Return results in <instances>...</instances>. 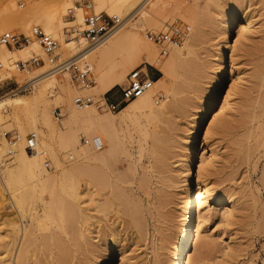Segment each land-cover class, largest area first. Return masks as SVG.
<instances>
[{
    "label": "bare ground",
    "instance_id": "bare-ground-1",
    "mask_svg": "<svg viewBox=\"0 0 264 264\" xmlns=\"http://www.w3.org/2000/svg\"><path fill=\"white\" fill-rule=\"evenodd\" d=\"M92 1L96 11H102L126 21L121 29L90 51L85 58L91 63L93 71L97 73L94 86L81 87L82 90L79 92L72 89H64L66 90L64 91L60 88V92L50 99L49 90L55 88L56 76L63 71L52 73L47 72L49 69L43 67L46 69H36L31 73L28 69L20 70L14 66L17 61L29 59L32 52L41 54L42 50L38 41L31 37L32 41L14 50L0 47V63L3 65L0 67L2 69L6 67L9 70L2 74L3 71L0 68V76H5L9 80L14 79L21 88L29 84L32 86L29 99L28 96L18 95L0 100V128L6 130L7 127L4 124L7 118H11L21 135L19 143L16 141L17 143L9 144L8 142L6 148L2 145V149L13 157V162L0 166V168L4 167L0 170V209H3L4 202L8 199L9 211L11 210L9 213H3L2 220L0 219L1 226H5L2 229L3 232H0L2 234H0V264H112L115 253L119 257L118 264H134L130 262L131 258L127 255L128 248L124 246V243L121 244V233L133 232L135 233L133 242H144L148 233L146 214H152L153 210L156 217L154 233L157 232L160 235V248L168 251L166 258L169 264H192L193 259L196 262L193 261L194 264H201L205 258L206 260L210 258L205 255L208 256L207 252L212 250V246L210 247L211 244L207 240L204 241L206 238L200 239V233L201 225L211 215L217 217L227 235V241L221 248L216 249V255L213 253V256L218 258L221 264H227V258L236 251L233 246L235 239L232 226L235 214L239 208H242L243 203H240V198H235L232 192L223 193L218 197L212 187L206 183L203 171L211 170L215 166L216 150L211 151L210 160L205 161L203 155L208 154L209 147L206 145L201 148L202 154L196 174L191 175L189 169L185 168L179 177H175L170 161L171 136L169 133L156 134L155 129H148V125H155V122L164 119L163 117L168 115L166 113L170 112L166 110L171 100L157 101L153 96L154 90L167 89L165 82L177 68L176 61L173 63V60L181 63L192 54L190 49L194 42L193 37L201 34L206 21H210L215 23V31L217 30L216 32L221 35L220 44L223 46L217 49L214 58L219 67L214 78V85L203 90L197 89L200 93H194V98L197 94L198 100L195 98L197 105L203 98L201 96H206L205 102L199 104L203 109L199 115L198 124L214 107L218 92L227 77L232 78V84L218 107L219 116L222 115L223 118L213 119L209 130L205 132L204 139L213 130L222 137L235 133L237 135L240 131V133L246 132L243 135L246 139H250L255 129H258L260 130L259 136L257 135L258 142L261 137H264V119L263 126L255 127V123L264 117V115L259 116L256 111V108L264 105V96L258 95L253 99L245 93L246 91L240 89L238 90L240 102H234L236 88L240 86L243 75L233 68L236 63L232 50L229 55L231 68L228 75L222 67L223 48L228 43L233 29L235 27L237 31L242 29L245 34V30L251 27L250 19L245 18L248 13L247 0H222V4L217 6L215 15L210 16L208 20L205 19L206 21L199 15L191 13L193 15L187 18L191 27L189 40L186 39L187 41L180 47L168 48L165 56H160V53L158 56L157 46L149 41L145 34L143 37L142 33L140 34L136 28L130 26V21L135 14L140 13L145 4L151 0ZM196 2L197 0H193L192 8L196 7ZM153 3L151 9L156 13L160 9L156 6V2V5ZM71 5L72 0H36L26 11L20 12L12 1L8 6L6 5L2 15L0 14V33L19 27L22 32L28 34L31 26L41 27L58 39L63 51L68 55L66 59L73 58L84 48L82 47L84 40L75 42L65 41L63 38V28L66 26L63 16ZM172 6V13L185 14L189 9L177 0ZM160 12L163 11L160 10ZM241 18L244 23L238 22ZM77 22L81 23L80 16L77 17ZM154 27H158L156 23L153 24L152 28ZM125 47L131 50L123 52ZM158 57L166 58L161 60ZM141 63L154 67L162 74V77L153 80L150 89L128 101L118 113L108 115L107 110L100 112L91 106L81 109L75 106L74 99L80 94L89 96L90 94H86L91 92L93 95H99L100 98L104 97L115 85L126 82L129 72ZM180 65L177 64V66ZM142 70L146 71V68ZM56 88L59 89L57 86ZM76 93L78 95H75ZM96 95L94 98H98ZM51 101L61 109L62 120L59 125L54 122L47 110L48 103ZM186 102L189 103L190 99ZM39 105H41L40 108ZM185 105L189 104L185 103ZM63 106H66V109ZM36 122H39L43 131L55 134L60 142L65 140L66 143H74L66 144L65 152L74 154L75 161L63 163L57 157L50 160L55 170L57 169V174L45 171L43 158L38 156L37 149L32 155L28 154L27 142H25L28 139L24 134L23 124L34 125ZM134 133L137 135L136 139L133 136ZM195 134L192 139L195 138ZM244 136L241 139H245ZM80 137L98 140L101 147L96 149L91 145H82L79 143ZM4 140L6 141L5 138ZM234 141L233 139V143L236 144ZM260 143L261 141L259 146ZM248 148L251 149L249 146ZM247 151L246 149L244 151L245 159L249 155ZM49 152L53 154L50 150ZM66 155L67 153H64L63 156ZM143 157L148 159L146 166H143L144 163L141 161ZM185 162L182 161V164ZM176 188H180L181 191V205L177 208L181 220L173 221L168 215L172 212L169 213L165 207L170 197L177 194L173 193V189ZM59 194H64L67 199L62 202L61 198L59 203L56 200L57 204H55L52 199L58 198ZM171 194L172 196H168ZM141 196L146 198L147 205L144 206ZM38 203L40 205H37ZM209 203L213 206L211 207ZM58 204L61 206L57 207ZM48 224H55L54 226L62 235L67 232L66 226L72 228L70 229L71 238L67 236L68 239L64 240L61 234L55 236L56 232L54 235L46 234V238L45 235L44 238H39L36 234L37 230L47 227ZM164 231L169 232L163 233ZM94 238H97L96 241ZM151 243L155 242L151 241ZM119 245L120 248L117 249ZM163 263V259L156 258L152 264Z\"/></svg>",
    "mask_w": 264,
    "mask_h": 264
},
{
    "label": "rangeland",
    "instance_id": "rangeland-1",
    "mask_svg": "<svg viewBox=\"0 0 264 264\" xmlns=\"http://www.w3.org/2000/svg\"><path fill=\"white\" fill-rule=\"evenodd\" d=\"M12 1L14 2L17 10L20 12L26 11L28 7L32 6L36 2V0H0V14L1 15L3 11L5 10V8ZM177 1L188 6L189 9H188V12L185 13L186 15L184 13H179V12L172 13L171 12L172 10L171 8H173L172 5L174 4L175 0H151L147 4H145L143 10H141L140 13L135 14V16L130 21V26L136 28L140 34L142 33L144 37L145 32H148V31L157 32L166 25H169L174 22H181L189 26L190 28L189 36H191V27H190V24L187 22V18H189L188 16H191L193 14L199 15L200 17L203 18L204 21H206L209 19L210 16L215 15L217 6L222 4V0H202V1L197 0L195 4L196 7H193L194 8L193 9L191 7L192 6L191 4H193V0H177ZM155 2L157 3V5L155 4ZM152 3L156 5L157 7H159V9L163 12H160V10L158 9H157L158 12L156 13L153 12V10L151 9ZM246 5L248 7L247 8L248 13L245 15V18L250 19L251 21L250 29L245 30L246 32L244 34L243 33L244 30L241 29L240 31H237L235 27L233 29V33H231L228 39V43L223 48L222 67L225 73H227L228 75V72L231 68L230 62H229V55L232 50V54L235 57V63H236L234 64L233 68H236V70L241 72V74L243 75V80L240 83V86H237L236 88L237 93L234 95V99H235L234 102H237V103L240 102V94H238V90L240 89L246 91L245 93L246 94L248 93L250 97H252L253 99L258 95L262 97L264 96V0H247ZM99 12H102V11H99ZM65 19H66V13L63 16L64 23L67 20ZM207 22L208 21H206V24L204 26V31H202L201 34H198L197 36L193 37L194 42L191 44V49H190L191 50L190 52L192 54L190 53L191 55L188 56L189 58L187 57L186 60L181 63H179V61L177 60H173V63L176 61L175 67L177 68L179 67V69L177 68L175 70L173 69L174 70L172 71L173 73L171 74L170 77L167 78L165 82L166 84L165 87L169 91H166L167 89L161 90L159 88L154 90L153 96H154V99H156L157 101L160 102L162 100L163 101L171 100L168 102V106L170 107L167 106V110H166V112L167 111H170V112L166 113V115L167 114L168 115L167 116L165 115L166 117H163L164 119L162 120L160 119L159 121H157V123L155 122V125L149 124L148 129L149 130L155 129L156 134L159 133L161 135L162 133L164 134L169 133V136H171L170 137L171 142L169 143L170 144L169 150L171 153L170 161H171V167L173 168V171H175L173 172V175L175 174V177L176 176L179 177L181 174V171H184L185 168L189 169V172L191 173V175L193 174L194 176L196 174L197 166L199 164L200 156L202 154L201 148H204L206 145H207L206 147H209L208 154L203 155V157L206 159L205 161H209L211 158L209 157L211 151L216 150L217 155L215 156V159L213 158L214 160L217 159L216 160L217 162L214 163L215 166L212 167L211 170H208V171L206 170V172L203 171V173H205L204 175H205L206 183H208V185L212 187L213 192L218 197L222 196L223 193L232 192L234 193L233 194L234 197L240 198L239 202L243 203L242 208H239L238 212L235 214L234 224L232 226V230H233L232 232H233L234 239H235V243L233 244V246L236 249V251L234 254H232L231 256L227 258L226 260L228 261L227 264H264V180H263V171H264V139L263 138L264 137L260 138V141H261L260 146H259L260 141L258 142L259 140L258 134L260 133V130L258 129H255L253 137H251L250 139H246V137L244 136L245 135L244 133L246 132H243V131H242L243 133H240L241 131L238 132L237 135H235L236 134L235 133V134H231L230 136L227 135L225 137H222L221 135L216 133L214 130L212 131L210 135L207 136L206 139H204L205 132L209 130V125L213 123L214 121L213 119H216L219 117L223 118L222 115L219 116L220 113H219L218 107L222 104L223 97L225 96V93L227 89L229 88V86L232 84L231 77L229 78L227 77L225 82H223L218 92L217 100H216L214 107L212 108L210 112L206 114L203 121L198 124L199 115L201 114L202 109H203V108L201 109L199 104L201 102H205L206 96L202 95L201 97L203 98H201L202 100L201 99L199 100L200 103L198 102V105H197V101H195L197 94H195V98H194V93H200V91H198L197 89L203 90V88H207L210 85H214V81H215L214 78L216 76V73L219 71V67H217V64L214 58L216 57L215 54H216L217 49L222 48L223 46V45L221 46L220 44L221 35L216 32L217 30L215 31V27H216L215 23H212V22L210 23L209 21L208 22L209 24H208ZM238 22L244 23V20L241 18L239 19ZM155 23L157 24L158 27L152 28L153 24ZM12 31L18 34H21V35H25V36H29L30 34V31L28 32V34L22 32L19 27H15ZM189 38L190 37H188L187 40H189ZM85 46H86V43L84 42L82 47H85ZM157 47H156V51L159 56V49ZM14 49H9V50H14ZM130 50L131 49L129 47H125L123 49V52H129ZM58 52L61 55V59L68 58V55L65 54L61 45H60ZM32 54L36 56L39 55L38 57L43 58L42 52L41 54H36L32 52ZM165 58L166 57H163V58L158 57V59H161V60H165ZM27 60H24V61H27ZM87 62L89 63L91 67L92 66L91 63L89 61ZM177 64L179 65L181 64V65L177 66ZM1 66L3 67V65ZM43 67H46L47 69H49V65L46 64V62H44V64L40 66L29 67L28 70H30V72L31 71L34 72L36 69H40V68L46 69ZM137 68H146V71L148 73H153V72L156 73L157 74L156 79L162 77V74L157 69H155L154 67L148 64L141 63ZM6 70L7 68L4 67L1 70L3 71L2 74L9 72V70L7 71ZM93 70L94 69L91 67V74L93 75L94 79L97 81V73H95L96 71L94 72ZM56 80L57 81L55 85L57 84L56 86L59 89H57L55 86V88H52L49 90L48 96H50V99H52L58 92H60L61 89L63 90L72 89L77 92L82 90L80 89L81 87H79L78 85H76L75 83L71 81L70 75L66 71H63L62 73L57 74ZM125 83L126 82L115 85L111 89V91L119 92L120 88L123 87ZM21 84H24V83H21ZM94 85L95 83L92 86ZM31 92H32V86H25L21 88L16 82H14V79L9 80L5 76L0 78V100L4 98H11V97L18 96V95L28 96V99H29ZM75 95H78V94L76 93ZM83 95L85 96V94ZM86 95L95 97L96 94L93 95L90 92V93H87ZM96 96L99 97V95H96ZM104 96L106 97V94ZM185 99L187 101H189L190 99V102L189 103L186 102ZM185 103L189 105H185ZM48 104L49 105L47 106V110H49V113L51 114L54 122L57 125H59L62 120V115L60 118H57L56 113L58 112V109L60 108L52 101ZM263 106L258 109L256 108V111L259 116L264 115ZM40 107L41 105H39V108ZM63 108L66 109V106H63ZM121 108L118 109L117 111H107V114L108 115L116 114L121 110ZM100 112H103V111H100ZM261 118L259 119L260 121L255 123V127L258 125L263 126L262 121L264 117H261ZM4 125L7 127L6 130H3L2 128H0V134H1L0 136V166H2L5 163H9L10 161L13 162V157H11V154L6 153L5 150L2 149L3 146L5 148L8 147L7 145L8 142L4 140L2 134L4 132L9 133L10 135L16 134L18 136V140H17L18 143L20 142L19 137L21 136L16 126V123L12 121L11 118H7V121L5 122ZM23 129H24V134L27 139H29V136H32V135L35 136V148L31 152L28 151V154L32 155V153H34V150L37 149L36 153L38 154L40 158H43V162H44L43 168L45 169V171L50 172V173H55V174L58 173L57 169L55 170L54 165L51 164L50 162V160L54 157L59 158L61 162L63 163L65 161H68L70 163L75 161L76 156L74 154H71L70 152H65L66 144L70 145L74 143H66L67 141L65 140H62L60 142L57 139L55 134L43 131V128H41L39 122H36L34 125L24 123ZM194 133H196L195 138L192 139V137L194 136ZM133 136L136 139L135 136L137 135L135 134ZM243 136L245 139H241L243 138ZM233 139L235 140L234 142L236 144L238 142L237 145L233 143ZM21 140H22V137H21ZM255 140H257V142ZM248 146L251 147V149L248 148ZM245 149L246 151L248 150L247 153L249 152L247 159H245L244 157ZM49 150L53 152V154H50ZM64 153H67L65 157L63 156ZM146 160H148L147 157H143L141 159V161L144 163L143 166H146V164L148 163V161ZM182 161H186L185 164L184 163L182 164ZM2 169H4V167L0 168V170ZM173 190H174L173 193L175 194L177 193L178 195L176 194L177 195L176 196L175 194H173L175 196L170 197V200L168 203L169 206L166 205L167 207L165 208L169 213L172 212L173 215L168 214L169 216L172 217V220L178 221V220H181L180 218L181 216L177 209L181 205V202H180V197H181L180 192L181 191H180V188H176ZM64 196H65L64 194H59L57 196L58 198H55L52 200L54 201V203L56 200H58V202L56 201L57 203H59L60 201L62 202L66 201L67 196L66 197ZM168 196H172V194ZM61 198L62 199L65 198V199L62 200ZM59 199L61 200L59 201ZM141 199L143 200L142 202L144 206L148 204L145 197L141 196ZM8 201L9 200L7 199L4 202L5 204L3 205V209H0V219L3 213H6V212L9 213L11 211V210L9 211L10 208L8 207L9 206ZM54 203H52L53 206L57 204V203L55 204ZM150 204H151V198H150ZM209 204L211 205V207L213 206L212 203H209ZM5 205H6V208H4ZM37 205H40V204L38 203ZM58 206H61V204L60 205L58 204L57 207ZM154 212L155 210L151 211L152 214L150 213L146 214L148 233L146 234V239L144 242L143 241L142 243L140 241H139L140 243L133 242V239L135 237V233L133 232H132L133 234L129 233L130 231H127L125 233L123 232V234H125L124 236L121 233V236H122L121 244L124 243V246L128 248L127 255L131 258L130 262L134 264H152L153 260H155L156 258L163 259L164 260L163 264H169L166 258V255H168V251L167 250L164 251L160 248V242H159L160 235L156 231L155 232L157 234L154 233V226L156 225V221H155L156 217L154 215L155 214ZM175 216H177L178 218H176ZM11 217H8V218H11ZM4 218H7V217H4ZM48 225L45 228H40L39 230H37L38 233L36 232V234L39 238H44V235L46 238L48 234H51V233H53L54 235V232L57 233V234L55 233V236L56 235L58 236L59 234H61L60 230L54 226L55 224L53 225L48 224ZM4 227L5 226L3 225L1 226L0 224L1 233L3 232L2 229H4ZM66 227L68 228L67 232L69 231V234L67 235V232L63 233V235L61 234V237L62 239L64 238V240L68 239V237L71 238L70 229L72 228L68 226ZM66 227L64 226V229H66ZM7 228L8 227H6V229ZM53 229L56 231H54ZM201 231L202 232L200 233L201 235L200 239L204 240V238H206L204 241L207 240L209 244H211L210 247L212 246V250H213V251L211 250L207 252V254L208 253L209 254L208 256L205 255V257L207 258L210 257V258L207 260L205 258V261H203L201 264H221V261L218 258H215V256H213V253L216 255L215 253L216 249H218V247L221 248L222 245L227 241L226 239L227 235L225 234L224 226L218 222L217 217H214L211 215V217L207 221H205L203 225H201ZM165 232L168 233L169 231H164L163 233ZM64 234L66 235L64 236ZM96 239L97 238H94L95 241ZM94 240H92V242ZM151 241H154L155 245L151 243ZM120 245L117 246V249L120 248ZM213 247L215 248V250ZM118 259H119L118 254L115 253L113 260H112V264H118L119 263ZM193 261H191L192 264L196 263L195 261L193 263Z\"/></svg>",
    "mask_w": 264,
    "mask_h": 264
},
{
    "label": "built area",
    "instance_id": "built-area-1",
    "mask_svg": "<svg viewBox=\"0 0 264 264\" xmlns=\"http://www.w3.org/2000/svg\"><path fill=\"white\" fill-rule=\"evenodd\" d=\"M79 16L81 17V23L77 22V17ZM66 19V26L63 29L64 40L78 42V40L83 39L86 43L82 51L73 58L61 59V55L58 52L60 48L58 39L37 26L32 27L29 36L18 34L12 30L2 31L0 33V47L6 49L21 48L28 44L31 37H33L38 41L44 58L32 54L27 61L15 62V68L25 70L47 62L50 65L47 72L66 71L69 73L71 81L79 87L92 86L95 83V79L91 74L89 63L85 60L87 54L121 29L126 24V21L117 16L96 11L92 0H72V5L66 11ZM189 30L190 28L186 24L174 22L164 26L157 32L148 31L145 36L158 46L160 56H165L168 48L180 47L186 41ZM152 83L153 79L147 71H143L142 68H136L127 75L125 85L120 88L117 102L107 100L105 96L94 98L92 96L78 95L74 99V104L79 109L91 106L98 111H117L128 101L145 93L151 88ZM27 86H30V84ZM61 114V109H58L57 118H60ZM3 137L9 144H13L18 140L16 134L4 133ZM79 143L91 145L96 149L101 147L98 140L85 137H80ZM26 146L28 151H33L35 148L34 135L29 136Z\"/></svg>",
    "mask_w": 264,
    "mask_h": 264
},
{
    "label": "crops",
    "instance_id": "crops-1",
    "mask_svg": "<svg viewBox=\"0 0 264 264\" xmlns=\"http://www.w3.org/2000/svg\"><path fill=\"white\" fill-rule=\"evenodd\" d=\"M149 76L155 80L156 79V73H148ZM107 100H110V101H113V102H117L119 100V92H116V91H108L106 93V97H105Z\"/></svg>",
    "mask_w": 264,
    "mask_h": 264
}]
</instances>
